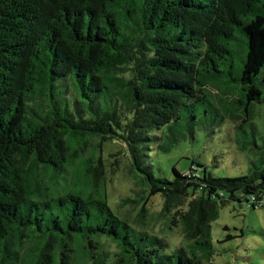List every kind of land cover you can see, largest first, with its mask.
<instances>
[{
    "label": "trees",
    "instance_id": "1",
    "mask_svg": "<svg viewBox=\"0 0 264 264\" xmlns=\"http://www.w3.org/2000/svg\"><path fill=\"white\" fill-rule=\"evenodd\" d=\"M237 29L247 39L242 128L262 96L264 0H0V264H212L202 256L220 207L263 198L264 137L240 145L249 170L239 176L205 166L200 175L194 160L156 176L150 158L177 143L165 127L183 107L196 111L216 73L234 80L220 67ZM108 141L123 144L138 187L123 202L144 216L160 195V215L186 246L166 252L165 237L115 211ZM104 238L117 250L98 254Z\"/></svg>",
    "mask_w": 264,
    "mask_h": 264
},
{
    "label": "rangeland",
    "instance_id": "2",
    "mask_svg": "<svg viewBox=\"0 0 264 264\" xmlns=\"http://www.w3.org/2000/svg\"><path fill=\"white\" fill-rule=\"evenodd\" d=\"M232 45L233 55L228 57L220 69H229L234 80L230 79L229 74L216 73V78L204 87L203 99L195 103L196 111L183 107L180 118L171 125V129L165 127V133L179 136V139L169 151H163L159 147L151 150L150 162L156 176L172 178L173 167L185 172L190 168L192 160L200 175L204 166L215 176L248 173L247 152L240 145L255 147L251 143L254 139L258 145L263 142L264 68L254 78V83L262 90V96L259 102L255 101L253 120L245 122L239 128L235 124L234 114H240L237 109L243 107L239 101H246V97L242 95L245 91L238 78L247 47V39L240 29L235 31ZM200 112L204 114L199 115ZM191 113L197 115L196 120H191ZM103 147L106 193L115 211L138 227L148 228L165 237L169 243L166 252H171L175 247L186 246L188 242L183 238L181 229H168L165 219L160 215V195L151 197L144 216L140 215L138 204L123 202L127 197L138 198V194L134 192L138 191V187L131 177L129 158L122 153L124 146L119 141H108ZM249 198L248 195L247 200L242 198L241 202L228 201L220 207L218 217L211 222V248L209 254L205 252L202 256L204 263L264 264V195L255 207ZM103 240V249L98 254L117 250L114 243L105 238ZM92 260H88L87 264H93Z\"/></svg>",
    "mask_w": 264,
    "mask_h": 264
}]
</instances>
